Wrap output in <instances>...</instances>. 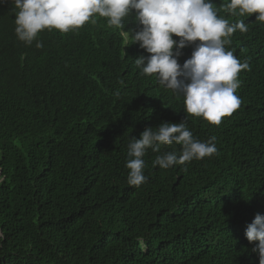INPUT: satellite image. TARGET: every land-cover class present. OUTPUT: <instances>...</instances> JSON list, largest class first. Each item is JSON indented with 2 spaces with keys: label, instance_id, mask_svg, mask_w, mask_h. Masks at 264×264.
Masks as SVG:
<instances>
[{
  "label": "trees",
  "instance_id": "1",
  "mask_svg": "<svg viewBox=\"0 0 264 264\" xmlns=\"http://www.w3.org/2000/svg\"><path fill=\"white\" fill-rule=\"evenodd\" d=\"M226 2V0H225ZM13 0H0V264H259L245 229L264 214V23L228 50L249 69L240 111L211 124L184 111L155 74L141 75V51L123 28L95 17L63 56L18 39ZM218 15L235 22L213 0ZM196 43H199L197 41ZM195 47V44H193ZM123 81V84L121 83ZM178 96V97H177ZM187 118L193 136L216 137L217 152L169 169L147 150L140 186L127 183L128 142L146 127ZM222 121V120H221ZM233 124V125H231Z\"/></svg>",
  "mask_w": 264,
  "mask_h": 264
},
{
  "label": "clouds",
  "instance_id": "2",
  "mask_svg": "<svg viewBox=\"0 0 264 264\" xmlns=\"http://www.w3.org/2000/svg\"><path fill=\"white\" fill-rule=\"evenodd\" d=\"M13 2L18 39L31 45L42 31L50 41H37L36 46L53 56H63L76 30L87 22L95 24L97 15L106 18L109 27L123 28L124 21L134 14L137 29L122 31L121 36L129 44L128 33H131L137 43L141 54L135 59V66L140 74H155L161 87L170 90V94L175 97L182 94L187 116L203 117L215 125L225 121L236 123L241 104L239 95L244 87L238 76L242 70L249 69V63L241 62L226 46L231 44L234 33L248 31L240 17L257 14L256 21L264 23V0H223L221 8L236 17L235 22L218 15L213 0ZM186 121L187 118L178 124L162 122L158 127H146L139 139L131 137L125 163L129 185L138 187L146 181L143 157L149 148L160 153L162 145L181 146L179 154L172 151L155 157L153 166L162 169L202 160L217 152L216 137L207 141L196 139ZM245 237L250 243L258 241L252 252L258 255L259 264H264V214L255 215L245 229Z\"/></svg>",
  "mask_w": 264,
  "mask_h": 264
},
{
  "label": "water",
  "instance_id": "3",
  "mask_svg": "<svg viewBox=\"0 0 264 264\" xmlns=\"http://www.w3.org/2000/svg\"><path fill=\"white\" fill-rule=\"evenodd\" d=\"M0 176H1V171H0Z\"/></svg>",
  "mask_w": 264,
  "mask_h": 264
}]
</instances>
